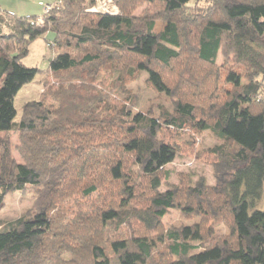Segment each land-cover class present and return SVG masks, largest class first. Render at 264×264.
Here are the masks:
<instances>
[{
	"label": "trees",
	"instance_id": "16d2710c",
	"mask_svg": "<svg viewBox=\"0 0 264 264\" xmlns=\"http://www.w3.org/2000/svg\"><path fill=\"white\" fill-rule=\"evenodd\" d=\"M116 4L108 15L90 12L95 0H54L19 32L0 29V211L14 193L34 199L0 219V264H264V0ZM46 33L44 73L23 60L25 38ZM103 72L117 75L109 93ZM38 74L57 87L16 122L14 100ZM142 74L171 110L137 111L129 87ZM113 92L126 95L119 107ZM164 128L214 137V185L189 177L162 191L180 151ZM171 208L195 222L166 230Z\"/></svg>",
	"mask_w": 264,
	"mask_h": 264
},
{
	"label": "rangeland",
	"instance_id": "374dc122",
	"mask_svg": "<svg viewBox=\"0 0 264 264\" xmlns=\"http://www.w3.org/2000/svg\"><path fill=\"white\" fill-rule=\"evenodd\" d=\"M19 1L20 3H18V5L22 8H28L31 6L33 7L34 5V0H29V4H27L25 0ZM114 1H111L109 8L111 10L117 8L119 14V7L116 4V0ZM96 2L97 1L95 0V3ZM102 2H106L105 4L108 5L110 1L102 0ZM13 3L17 4V1L15 0ZM149 7L150 6L148 4L143 5L136 11L135 15L138 16L142 14V12ZM42 10L44 11V9ZM52 39L53 34L51 33H46L42 36H39L34 41L32 40L31 36H27L25 38V43L31 44L29 47L30 53L28 57L23 60L24 65L29 68H36L43 71L44 73H47L54 56L53 50L48 47V43L51 42ZM217 63L218 65L223 64L222 56L219 57ZM100 78L104 84V86L102 85L101 88L108 91V85L113 79L117 78V75L112 78L108 73L103 72L100 75ZM145 80L146 75L142 74L140 78L129 87L130 92H132L133 95L137 96L138 98L139 107L137 111L146 112L152 108L155 115L158 116L162 109L171 110V103L169 100L164 95L157 94L152 88L147 86ZM56 83L57 82L51 76H49V74H38L35 82L24 86L14 100L15 109L17 111L15 121H20L22 116V107L25 103L29 101H38L45 97V95H48L51 89L57 87ZM124 96L126 95H122L119 92H113L112 104L119 107L123 104L122 100ZM46 102L48 106L57 107L53 100H51L48 96L46 97ZM161 140L168 144L176 145L180 149L178 157L171 165L166 168V170L170 171L171 174L169 180L166 181L162 188L163 192L169 189L172 185L180 184L183 178L187 179L189 177L192 178L193 182L197 181L199 177H204L209 185L215 184L212 166L216 161V157L212 153L211 149L218 142L214 139V137L211 136L210 133L203 132L200 133V135H197L196 133H190L188 131L176 132L172 129L164 128L161 134ZM11 142L12 154L14 158L18 163H23L22 158L20 157V154L17 150V146L19 145L17 134H11ZM33 201L34 199L31 194L23 196L20 193H14L8 196L5 200L4 208L0 211V219L3 220L4 223L18 219L32 207ZM83 202V198H77L68 203L66 207L69 214L77 209L78 203L81 204ZM162 222L165 226V229L167 230L173 226L192 224L195 222V220L184 217L182 211L178 210L177 208H171L169 213L163 218ZM218 232L221 234L225 233V228L221 226Z\"/></svg>",
	"mask_w": 264,
	"mask_h": 264
},
{
	"label": "crops",
	"instance_id": "0c3cea01",
	"mask_svg": "<svg viewBox=\"0 0 264 264\" xmlns=\"http://www.w3.org/2000/svg\"><path fill=\"white\" fill-rule=\"evenodd\" d=\"M15 0H0V15L3 19V23L0 24V29L2 34L9 35L19 32L21 30L22 24L25 19L39 17L38 15L43 14L44 5H50L54 0H34L33 7H20L17 1V4H14ZM29 4V0H25ZM32 1V0H31ZM10 13L14 14L13 17L10 16ZM6 24V25H5ZM39 36L32 37V39H37ZM34 41V40H33Z\"/></svg>",
	"mask_w": 264,
	"mask_h": 264
},
{
	"label": "built area",
	"instance_id": "2783aa9c",
	"mask_svg": "<svg viewBox=\"0 0 264 264\" xmlns=\"http://www.w3.org/2000/svg\"><path fill=\"white\" fill-rule=\"evenodd\" d=\"M96 1L97 2L95 3V6L90 10V12H92V13H98V14L118 15V10H117L116 7H115L116 9H114V10H111L109 8V5H110V3H111L112 0H108V1H110L108 5L105 4L106 2L103 3L102 0H96ZM101 3H103V4H101ZM51 9H52L51 6L45 5L44 6V13L45 14L48 13ZM10 15L11 16H14L12 13H10ZM32 24H34V23H32ZM35 25L42 26L43 25V21L41 19H39L36 22Z\"/></svg>",
	"mask_w": 264,
	"mask_h": 264
}]
</instances>
